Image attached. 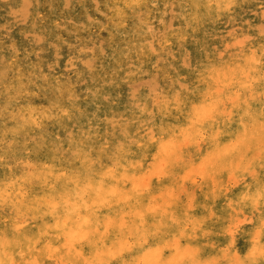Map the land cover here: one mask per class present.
I'll list each match as a JSON object with an SVG mask.
<instances>
[{"label": "rangeland", "instance_id": "obj_1", "mask_svg": "<svg viewBox=\"0 0 264 264\" xmlns=\"http://www.w3.org/2000/svg\"><path fill=\"white\" fill-rule=\"evenodd\" d=\"M79 1H81V2H79ZM117 1H119V0H100V1L99 0H76V1H74V0H57V1L56 0H53V1H51V0H0V43H1L0 44V80H1L0 81V135H1L0 136V144H3V148L0 147V158H1L0 159V170L2 172V174L0 173V181L6 173L5 169L7 167L8 159L10 157L14 158L17 161L20 159H25V158L26 159L33 158L35 161H37V163L38 162H39V164L42 163L41 164L42 166H43V164H44V166L49 165V168L52 166L53 168L51 167V169L52 170L55 169L56 170V171L54 170L55 172H60L61 170H67L68 174L75 173V175L79 177L81 182L87 181V175H89V176L91 175L90 178L88 176V180L94 179L97 176L98 172L100 171V169H101L100 166H101V164H103V162H105V163L111 162L112 165L114 167H116L118 164L117 163L118 153L124 149H126L128 151L129 156L131 155L130 157L133 160H136V162L138 161V163L141 164L137 171L144 169L145 165L147 164V160L145 159L144 152H142L141 148L138 146L139 143L143 142V140H144V142L151 141L155 138L156 135L164 134V132L161 130H164L167 125H169L171 123L174 124V122H175L174 115H171V117H170L166 114L163 115L160 113V110L163 108L162 105H164L162 103H164L166 101V94H165V89H164L166 86V83L164 84L163 81L160 80L163 73L164 72H168L169 74L171 73L170 74L171 78L169 80V87H168L170 90L172 89L170 97L175 98V99H179V97L180 98L184 97V101H186L188 99L187 96L188 95L191 96L194 93L191 82L195 77H197V75L199 74L200 71H202L204 69H210V68L214 67L215 65L221 66V67L224 66L228 60L233 59L235 56H240L237 54L242 53L244 51V46L247 47V44L249 42L255 41L254 40L255 37L251 33H247V34L245 33L246 30L253 29V27H254V29L259 33V38H262V37L264 38V35H263L264 34V0H252L250 3H246L244 8L238 11L237 15H235V16L234 15H223L221 17H216L214 19H211L210 23L206 27L201 28L202 31L199 30L198 32H194V34L193 33L188 34L186 41L185 40L177 41L175 39H172V42H171L172 44L170 46H167V47L163 48L162 50H160L159 46L156 44L157 37H155L154 40L152 41V39H153L152 36L154 34L153 30L156 27L164 24L163 19L167 18L166 14L163 13V11L165 9L168 8L171 11L168 14V16H169V19L167 22L169 24V25H167L168 26V33H171V32L178 30L180 28L179 24L175 25L174 21H175V19L180 20L181 14L174 12L173 3L171 2L169 4V6H171V8L169 6L164 5L160 0L151 1L150 2L151 4H148L147 7H144L143 5L142 6L135 5L136 7L135 6L130 7L126 13H124L125 11L120 10L123 14L118 15V16L124 15V17L122 16V17L117 18V17H113L112 10L108 9L109 6H111L113 3L117 2ZM28 2H29V5H27ZM82 2H84V3H82ZM49 3H50V5H49ZM182 3L183 2L177 3V5L181 6ZM18 5H20V6H18ZM59 5H60V7H59ZM79 5H81L82 7ZM255 5H258V8H256ZM7 6H9V7H7ZM34 7H36V8H34ZM64 7H65V9H64ZM249 7H251V8H249ZM32 9L33 10L35 9V10L33 11ZM84 13H86L87 16ZM127 13H130V14H127ZM38 14L41 17H39ZM127 15H128V17H127ZM131 16L133 17V19ZM247 16H249V17H247ZM260 16H261V18H260ZM64 17H65V19H64ZM72 18H74V19H72ZM253 20L254 21L256 20V24H254ZM116 21H118V22H116ZM127 21H128V23H127ZM11 22H13V23H11ZM97 24H98V26H97ZM138 24H139V26H138ZM124 25L126 27H124ZM137 26L140 28H138ZM85 27H86V29H85ZM216 28H218V29L220 28V30H218ZM36 29L38 32H36ZM138 29H140V30H138ZM123 30H125V31H123ZM215 30L217 32H215ZM242 31L244 33L241 34ZM112 32H114V34ZM205 32H207V33H205ZM136 33H137V35H136ZM109 34H111V35H109ZM112 34H113V36H112ZM126 34H129L130 36L126 35ZM93 35H94V37H93ZM118 35H119V38H118ZM127 36L129 37V39L127 38ZM196 36H198V38ZM55 37H58V38H55ZM131 37L133 40L131 39ZM143 38H144V40H143ZM105 39L112 40L111 44L107 45L105 42ZM238 39H240V40H238ZM241 40H242V42H241ZM133 41H135V42H133ZM236 41H239V44ZM13 44H14V46H13ZM143 44H145V45H143ZM203 44H206V45H203ZM189 45H191V46H189ZM136 46L140 49H138ZM204 46L205 47L208 46V47L205 48ZM104 47H106V48H104ZM30 48H32V49H30ZM33 48H35V49L33 50ZM42 48H45V49H42ZM181 49H183V50H181ZM175 51H177V52H175ZM180 51H182V53ZM48 52H50L51 54ZM59 52H60V54H59ZM76 52H77V54H76ZM205 52L208 55H206ZM208 52H210V54ZM142 53L147 54L148 56L143 57ZM76 55H80V56L85 55V56H83L81 58H79V57L76 58ZM98 55H99V57H98ZM204 55H206V56H204ZM16 58L18 61L16 60ZM210 58L213 59L214 61L210 62ZM103 60H105V61H103ZM172 60H173V62H172ZM37 61L39 62V64L37 63ZM11 62H13V63H11ZM29 62H31V63H29ZM32 62H33V64H32ZM72 63H75V64H72ZM98 63L100 65H98ZM197 63H198V65H197ZM121 64L123 65V67ZM131 64H133V65H131ZM163 64H164V66H163ZM166 64H168V65H166ZM173 64L175 67L173 66ZM15 65L17 68L15 67ZM23 65H25V66H23ZM11 66L12 67L14 66V67L12 68ZM133 66H134V68H132ZM148 66H149V68H148ZM163 67L165 69L166 68L167 69L165 70V69H163ZM101 69H102V72H101ZM179 69H181L182 71H180ZM170 71H172V72H170ZM174 71H176V72H174ZM99 72H100V74H99ZM124 72H125V74H124ZM128 72H129V74H128ZM25 73H26V75H25ZM78 74H80V75H78ZM126 74H128L130 76H128ZM12 75H13V77H11ZM89 76H90V78H89ZM139 76H141V77H139ZM17 77H18V79H16ZM82 77H83V79H82ZM123 78H126V79L123 80ZM47 79H49V80H47ZM8 80H10V81H8ZM13 80H15V81H13ZM100 80H101V82H100ZM61 81L63 83H61ZM91 81H93V82H91ZM65 82H67V84ZM140 82H143V83H140ZM73 83L77 84V90L72 91L69 89V87ZM68 85H69V87H68ZM136 85H138V86H136ZM108 87H109V89H108ZM23 88H26V90H22ZM80 88H82L81 91H79ZM54 90H56V91H54ZM111 91H112V93H111ZM180 91H182L181 92L182 94L180 93ZM29 93H31V94H29ZM63 93H65V94H63ZM129 93H130V95H129ZM257 93H258L257 99H260L263 101L264 100V96H263L264 93H260V91H258ZM216 94H218L220 96L223 95L224 99L221 102H222L223 113H225L224 117L227 121L232 123L231 108H230L231 106L230 105H233L237 100L232 101L231 97H228L229 92H227L225 89H223L220 86H216ZM183 95H185V96H183ZM21 96H23V97L26 96V97L23 98ZM140 96H142V98ZM130 100H131V102H130ZM2 101L4 103H2ZM10 102H11V104H10ZM17 102H18V104H17ZM231 102H233V103H231ZM29 103L36 105V106L44 105V106H48V107L65 103V105L68 108L70 106H72V107L69 108L70 109L69 114L62 116V118L60 116L56 117L53 115V117H52V115H50L48 117V120L45 122V124L42 127H37V128H32V126H30L29 124L24 123V122H23L24 123L23 124L22 121L17 119L18 117L15 115V113L12 114V117L5 118L6 112H7L6 110L12 111V110H14V108H16L19 105L29 104ZM71 103H72V105H70ZM12 106H14V107H12ZM136 107H138V108H136ZM112 113H113V115H112ZM69 115H71V116H69ZM151 115L154 116V120H153V117ZM150 116L152 119L150 118ZM143 118H144V120H143ZM8 120H9V122H8ZM160 120H162V121H160ZM221 122H223V119ZM109 123H111V124H109ZM141 123H143V124H141ZM218 123H220V121L215 122V124H218ZM93 125H95V126H93ZM161 126L162 127L165 126V127L161 128ZM237 126H240L241 128H243V130H245V127H244L242 122H240V124ZM6 127L8 128V130L6 129ZM13 127L15 130L13 129ZM39 128H40V130H39ZM42 128L44 129L45 132L43 131ZM219 128H220V126L216 127L215 131H217V134H220ZM119 131H120V133H119ZM104 132H106V135ZM70 133H72V134H70ZM144 135L145 136L149 135V136H148V138H145ZM25 136H27L28 138ZM43 136H45L44 137L45 139L43 138ZM135 138H137V139H135ZM11 139H13V140H11ZM133 139L135 140V142ZM30 141H32V142H30ZM50 142H52V144ZM114 145H115V147H113ZM51 146H53V147H51ZM61 147H62V149H61ZM116 147H117V149H116ZM65 149H67V150H65ZM72 149H73V151H72ZM55 150H56V152H55ZM203 150H204V147H203L202 143L200 141H197L194 146H192L190 149L187 150V152H184L185 154L182 155L184 163L183 162H182L183 164H181V162L177 163L175 167H178V168L175 171H172V170L169 171L168 168H163V170H162V172L165 173L164 174L165 177H164L162 184L165 183V185H167L168 187L171 186L170 188H168V191L169 192L171 191L172 193H170L168 195L171 196V194H174V193L177 194L178 195V201H179L178 203H179V207H180L179 212L171 215L170 219L166 218V216H163V214L158 216V218L155 219L157 226L152 227L149 230L150 231V233H149V231H146L147 222H146L144 217H141V218L137 219V223H136L137 225H135L136 230L134 229V231H132V230H128L126 228H119L117 231H120V233L117 234V236H116V234H110L109 235V232H105L107 229L106 222H108L110 220V218H112V216H114V215L117 216L118 221H120V219L122 221L123 220V213L126 211V207L129 203H131V201L125 200L124 202L118 204L120 206H116V207L112 208L113 210L110 208H108L110 210L104 209V208H99V210L97 209L95 211L96 213L94 215V220H95L94 222L92 220L93 218H90V220H88L89 218H87V213L77 211V213L79 215L76 213V215L74 216V219L76 221L77 230L78 231L81 230V231L80 232L77 231V232H75V234H79L78 239L81 238L80 243L84 239L83 233H82V231H83L82 228H84V226L85 227L86 226L91 227V225H92V228L94 229L95 227H93V226L96 224L95 230H100V231L102 230V231H104V233L101 231L103 236L100 238L102 240L100 241V244H97V243H96V245L94 244V249L96 251L93 249V251H91V253L95 251L94 252L95 254L100 252L97 254L99 256H103L104 254H105V256L108 254L114 255V256L108 255L106 260H105L106 262H103V264H106V263L107 264H131V263L132 264H144V262L147 261L148 259H149V262L147 261L148 264H157V263L161 264L160 258L163 255L167 256L168 254H170L172 252L171 249L174 246L173 243H175L174 240H172V239L174 237L178 236L177 238H179V239L176 238L175 241L178 243L180 240L184 243L186 241L183 238V234L185 232V233H187V235L190 234L189 236H187V239H188L187 241H189V239L191 240L195 235H197V234L199 235L200 239H198L197 241H198V245L201 244V245H199L200 246L199 248H200V254H201L200 257L201 258L203 257L202 259H207V258L213 257V258H215L213 260H215V261L217 260L218 264H222V263L223 264L224 263L225 264H233V262H235V264H240V263L241 264H247V263L264 264V259H256L255 258V255L261 254V252L259 250V243H264V238H261V236L259 234V229H260L262 223H264V215H263L264 214V206L261 205L262 201L261 200H255L254 205L251 206L243 200H241V203L240 202L238 203V200H231L230 199L232 195L234 196V192L236 195L243 196V194L251 191L254 188L255 183L257 181V179H255V177H258V175H259L258 180H261L262 182L260 181V183L264 184V179H263L264 178V160H263L264 158L263 157L261 158V155L259 154V152H256V154L254 155V161L253 162L246 163L245 159L242 158L243 160L240 163V166L242 164V165H244V167H246V168H243L244 172L236 173L234 171H231V172L229 171V172L222 174L223 177L220 176V178H219L221 181V184L216 186V190L214 191L215 182H216V181L214 182V180L216 179V175H218L217 172H212L213 174L209 173L207 175L208 177L212 178L211 184H210L211 188L210 187L207 188L204 185V183H202L201 176H200L202 169L199 168V166L196 169V175L197 176L194 180H189V179L183 177V173H182V172H184L183 170H185L189 166H192L193 160L200 157ZM17 151H20L19 154ZM59 151H61V153ZM85 153H86V155H85ZM82 154H84V156ZM80 155H82V156H80ZM193 155H194V157H193ZM87 156L91 158V162L89 161L91 166H89V163L87 162V159H86ZM82 158H83V160H82ZM95 158L96 159L98 158V159L96 160ZM92 159H94V160H92ZM143 161H144V163H143ZM85 162L88 163L89 168H88V166H85L86 165ZM256 162H257V165H256ZM124 163H126L125 160H124ZM1 164L4 165L3 168L1 166ZM184 164L187 166H185ZM64 167H66V168H64ZM162 172H161V174H163ZM170 173H172V174H170ZM82 175H83V178H82ZM209 175H211V176H209ZM166 176H168V179ZM181 178L183 180H181ZM222 180L225 183L224 182L222 183ZM55 181H56V184H55V187H53L54 190L52 188L51 189L50 188H44V189L42 188V190H41L40 184H37L38 186L36 185L34 187L32 196L37 198L38 204H36V206L34 203V199L31 198L32 196L27 198V199L21 200V202L19 204H15V205H4L0 202V218H1L0 219V222H1L0 223V242H1L0 243V258L1 257H2L1 259L4 258L3 260L5 261V264H22V263L24 264L25 262H26L25 264H63V263L64 264H81V263L82 264H93V262L91 261L92 258H90L91 259L90 260L87 257L88 254H91L90 252H87V251L84 252L82 250L79 251V248L76 244H72V243L69 244V242H72L71 240L65 238V241H66L65 242L64 238L60 237L57 232H54V230L49 231L47 229V227H49V225L53 222L56 223L55 225L59 224V225L65 227L67 225V219H68V217H67L68 212H67V209H65L66 200H62L60 198H59V200L61 201L60 205H59L60 207L54 208V209L50 208L52 211V214H51V211L49 210V205L53 199L51 196L60 197L62 195L61 192L63 193V191H65L64 192L65 194H68V193L71 194L72 193V195L75 194V195H73L74 197L78 196L77 195L78 194L77 193L78 187H76L74 184H72L70 186V182L66 183V182H63L60 180H55ZM157 181H159V178H156V177L153 178V183H154L153 186L154 187L151 186V190L153 192L152 191H150V192L156 193V194L162 192L163 189H159L157 187V185H158V184H156ZM61 182H63V183L61 184ZM169 182H171V183H169ZM198 182L202 183V185ZM196 183H198V185H196ZM31 184H33V185H31ZM35 184H36V182L33 179H30L27 186L28 187L34 186ZM179 184L183 185V186L181 187ZM245 184H247V185L249 184V187L247 189H243V187H244L243 185H245ZM110 185H113V184H110ZM195 185H196V187L198 186L197 187L198 189L196 187H194ZM199 185L201 186V188ZM72 187H73V190H72ZM111 187H113V186H111ZM229 187H231V188H229ZM49 189H50V191H49ZM66 189H67V192H66ZM180 189H181V192H180ZM227 189H230V190H227ZM205 190H206V192H205ZM208 190L214 191L213 192L214 195H212L214 197L211 196V200H209V201L205 200V198H204V194L207 193ZM253 190L255 191V189H253ZM39 191H41V192H39ZM43 191H44L45 199L47 198L48 203H46L47 201L43 197V193H42ZM187 191H190V192H187ZM238 191H240L241 193ZM178 192H180V193H178ZM46 193L47 194L49 193V196L50 195L51 196L47 197ZM189 193L191 194L193 199L190 201H187V196H189L188 195ZM192 194H194V196ZM183 195H185V197ZM40 197L41 198L43 197V199L39 200ZM151 200L152 199H150V197L147 199V202L145 205V207H146L145 210L147 212H148V209H149V211L153 209L154 203ZM127 201H128V203H127ZM32 202L34 204H32ZM185 203H188V204H187V207L184 206L185 207L184 208L183 205H185ZM194 203L199 204V206L196 209L194 208ZM202 203H204L205 206ZM29 204H31V205H29ZM45 205H47V206L44 207ZM62 205H63V207H62ZM149 205H150V207H149ZM33 206H34V208H33ZM23 208L25 210L28 209L27 212L21 213V210ZM150 208H152V209H150ZM181 209H182V211H180ZM35 210H37L38 212ZM114 210H116V211H114ZM209 210H211V212ZM213 210H215V211H213ZM225 211H226V214H224ZM28 212H29V214H28ZM58 212H59V214H58ZM61 212H64V214L63 213L61 214ZM213 212H214V214H213ZM222 212H224V213H222ZM250 212H251V214H250ZM17 213H19V214H17ZM37 213H39V214H37ZM56 213H57V215H56ZM196 213L199 215H197ZM9 214H11V215H9ZM30 214L31 215L33 214V215L31 216ZM34 214H36V215L33 218ZM120 214H122V215H120ZM183 214H184V216H186V215L187 216L184 217ZM189 214L192 215L193 219L195 217L202 218L201 222H204L206 224V231H207L206 233L200 232V234H199V230L201 229L200 228L201 225H199V224L195 225L196 228L194 227V225L192 226L191 223H192L193 219H191L192 217ZM7 215H9V216H7ZM77 215H78V217H77ZM98 215L100 218L98 217ZM179 215H182V216L178 217ZM200 215H202V216H200ZM106 216L107 217L109 216L108 217L109 219H107ZM42 217H44V219ZM84 217L87 219L86 220L83 219ZM203 217H204V220H203ZM232 217L235 219H233ZM241 217L245 221H242ZM60 218H61V220H60ZM63 218H65L66 221L62 222L64 220ZM174 218L176 219V221ZM227 218H228V220H227ZM249 218H251V219L248 221ZM14 219L16 221L12 222ZM101 219L102 220L104 219V220L102 221ZM163 219H165V220H163ZM189 219H191V220H189ZM39 220L40 221L44 220V221L40 222ZM160 220H163V221H160ZM230 220H231V222H230ZM237 220H238V222L240 220L241 223L240 222L237 223L236 222ZM83 221H84V223H83ZM144 221H145V223H144ZM232 221L236 226H234ZM4 222L6 225H4ZM162 222H163V224H162ZM184 222H185V224H184ZM139 223H141V226ZM228 223L231 225H229ZM20 224L27 225L25 228V231H26L24 234L25 236L23 238H20L18 233L15 232L16 231L15 229H17V225H20ZM79 224H81V225H79ZM119 224H121V223H119ZM180 224H182V225H180ZM103 225L106 226L105 227L106 229L104 228ZM226 225H228V226H226ZM11 226H13V227H11ZM145 226H146V229H144ZM223 226L226 228H224ZM43 228L45 231L41 230ZM176 228L179 229V231ZM190 228H191V230H190L191 232L189 230H187ZM141 229L144 232L141 231ZM224 229H226V230H224ZM229 229L231 231H228ZM254 229H255V231H254ZM174 230H176V231H174ZM192 230H195V231H192ZM139 232L145 233V236H143L144 235L143 233L139 234ZM178 232H179V234H178ZM39 233H40V235H38ZM116 233H118V232H116ZM128 233H130L131 235L130 234L128 235ZM191 233H192V235H191ZM46 234H48V235H46ZM137 234L140 236L142 235V236L141 237L139 236L140 238L139 237L137 238L136 237V236H138ZM180 234H181L182 238H180L181 237ZM37 235H38V237H37ZM163 235H165V236L163 237ZM3 236H4V238L2 239ZM32 236H34V237H32ZM49 236H51V238ZM53 237H56V238H53ZM134 237L136 239H134ZM34 238L35 239L37 238L36 239L37 241ZM160 238H162L161 243L163 244V247L165 249L164 250L163 247L157 248L159 250H162V251H160L161 254L159 252H155V251H158L157 249L153 250L159 244ZM14 239L16 241L17 240L18 241L16 242ZM53 239H55L54 242H53ZM57 239H59V240H57ZM115 239L116 240L119 239V240L116 241L117 242L115 245L116 249L114 250L113 246H111V243ZM252 239H255V240H252ZM11 240H14V241H11ZM22 240L24 242H22ZM110 240H111V242H110ZM142 240H143V243H142ZM144 240H145V242H144ZM168 240H170V243L167 242ZM205 240H206V242H205ZM39 241H40V243H39ZM57 241H59V242H57ZM258 241H259V243H258ZM122 242H123V244L121 245ZM15 243H16V245H15ZM47 243H48V246H47ZM55 243L59 245V248H65V250H67L68 248L70 249V250L68 249L66 251V254L68 252L67 255L70 257V259L72 261L68 260L69 261L68 262V261L64 260V258L62 259V257H60V256L57 258H55L54 256H51V254H50L51 250L49 251V249H51V246ZM126 243L129 245H127ZM139 243H141V244H139ZM150 243H152L153 245L152 244L150 245ZM165 243L167 245H165ZM25 244H28L27 247L25 246ZM49 244H51V245H49ZM142 244L144 246H142ZM231 244H233V245H231ZM125 245L128 246L129 248L127 249L125 247ZM72 246L78 251L79 254L74 253L77 251ZM252 246H256V249H255V247L253 248ZM13 247H14V249H13ZM34 247H37V248H34ZM150 248H152L151 251H150ZM223 248H224V250H222ZM254 249H255V251H254ZM40 250H42V251L40 252ZM73 250H75V251L73 252ZM109 250H111V253H109L110 252ZM112 250L114 251V253L112 252ZM48 251L50 253H48ZM106 251L107 252L109 251L108 254ZM144 251L146 252L144 254V256L146 255L145 259L143 258L144 256L141 255L144 253ZM1 252H3V253H1ZM6 252L10 256H8ZM257 252H258V254H257ZM22 253H23V255H22ZM101 253H104V254H101ZM226 253H228L229 255ZM235 253H237V255L239 254V256H237ZM71 254H73L74 256ZM234 254L237 256L238 259L236 258V256ZM251 254H253V255H251ZM158 255H160V256H158ZM11 257L13 259H11ZM89 257H90V255H89ZM94 257H96V255H94ZM110 257H112V258H110ZM138 257H139V259H138ZM53 258H55V259H53ZM75 258L77 261L73 260ZM155 258L156 259L158 258V259L156 260ZM251 258H252V260H251ZM153 260H156L157 263H156V261L154 262ZM134 261H136V262H134ZM250 261H252V262H250ZM147 263L145 262V264H147ZM94 264H97V263L94 262Z\"/></svg>", "mask_w": 264, "mask_h": 264}, {"label": "bare ground", "instance_id": "obj_2", "mask_svg": "<svg viewBox=\"0 0 264 264\" xmlns=\"http://www.w3.org/2000/svg\"><path fill=\"white\" fill-rule=\"evenodd\" d=\"M53 1V0H51ZM57 1V0H56ZM76 1V0H74ZM100 1V0H99ZM151 1H158V0H119L115 3H113L111 6H109L108 9L112 10V15L113 17H124V15L122 16H118L123 14L120 10L125 11L124 13H126L128 11V9L132 6H144L147 7L148 4H151ZM164 5L169 6V4L172 2L173 3V8H174V12L175 13H180L181 14V18L180 20L175 19L174 23L175 25L179 24V29L175 30L171 33H168V26L169 25L168 19H169V12L170 9H165L163 11V13L166 14L167 18L163 19V23L161 26L156 27L153 32V39L154 40L155 37H157L156 40V44L159 46V49L162 50L163 48L170 46L172 43V39H175L177 41H186L187 35L188 34H194V32H198L199 30H201L202 27H206L211 19H214L216 17H221L223 15H237L238 11L243 9L246 3H250L252 0H160ZM55 2V1H54ZM73 2V1H72ZM81 2V1H79ZM113 2V1H112ZM181 3L180 5H177V3ZM255 2V1H254ZM263 2V1H262ZM34 3V2H33ZM44 3V2H43ZM63 3V2H62ZM75 3V2H74ZM84 3V2H82ZM258 3V2H257ZM36 4V3H35ZM34 4V5H35ZM55 4V3H54ZM27 5H29V2L27 3ZM45 5V4H44ZM50 5V3H49ZM172 5V4H171ZM6 6V5H5ZM20 6V5H18ZM37 6V5H36ZM48 6V5H47ZM73 6V5H72ZM81 6V5H79ZM87 6V5H86ZM159 6V5H158ZM157 6V7H158ZM9 7V6H7ZM32 7V6H31ZM43 7V6H42ZM49 7V6H48ZM60 7V5H59ZM82 7V6H81ZM136 7V6H135ZM171 8V6H169ZM254 7V6H253ZM256 8H258V5H255ZM262 7V6H261ZM16 8V7H15ZM36 8V7H34ZM92 8V7H91ZM247 8V7H246ZM251 8V7H249ZM65 9V7H64ZM73 9V8H72ZM159 9V8H158ZM33 10V9H32ZM35 10V9H34ZM33 10V11H34ZM31 11V10H30ZM94 11V10H93ZM105 11V10H104ZM108 11V10H107ZM149 11V10H148ZM261 12V11H260ZM259 12V13H260ZM149 13V12H148ZM31 14V13H30ZM68 14V13H67ZM86 15V13H84ZM130 14V13H127ZM20 15V14H19ZM100 15V14H99ZM30 16V15H29ZM32 16V15H31ZM39 16V14H38ZM87 16V15H86ZM143 16V15H142ZM154 16V15H153ZM41 17V16H39ZM56 17V16H55ZM110 17V16H109ZM128 17V15H127ZM130 17V16H129ZM132 17V16H131ZM151 17V16H150ZM175 17V16H174ZM238 17V16H237ZM249 17V16H247ZM57 18V17H56ZM80 18V17H79ZM102 18V17H101ZM135 18V17H134ZM231 18V17H230ZM252 18V17H251ZM261 18V16H260ZM259 18V19H260ZM38 19V18H37ZM60 19V18H59ZM65 19V17H64ZM71 19V18H70ZM74 19V18H72ZM100 19V18H99ZM104 19V18H103ZM133 19V17H132ZM7 20V19H6ZM11 20V19H10ZM69 20V19H68ZM82 20V19H81ZM115 20V19H114ZM119 20V19H118ZM123 20V19H122ZM130 20V19H129ZM230 20V19H229ZM5 21V20H4ZM24 21V20H23ZM22 21V22H23ZM33 21V20H32ZM31 21V22H32ZM66 21V20H65ZM120 21V20H119ZM135 21V20H134ZM133 21V22H134ZM254 21V20H253ZM36 22V21H35ZM95 22V21H94ZM107 22V21H106ZM118 22V21H116ZM230 22V21H229ZM245 22V21H244ZM13 23V22H11ZM16 23V22H15ZM105 23V22H104ZM128 23V21H127ZM138 23V22H137ZM6 24V23H5ZM84 24V23H83ZM88 24V23H87ZM136 24V23H135ZM229 24V23H228ZM254 24H256V20L254 21ZM65 25V24H64ZM76 25V24H75ZM79 25V24H78ZM90 25V24H89ZM114 25V24H113ZM158 25V24H157ZM223 25V24H222ZM67 26V25H66ZM86 26V25H85ZM98 26V24H97ZM106 26V25H105ZM104 26V27H105ZM118 26V25H117ZM130 26V25H129ZM128 26V27H129ZM139 26V24H138ZM137 26V27H138ZM142 26V25H141ZM215 26V25H214ZM224 26V25H223ZM256 26V25H255ZM58 27V26H57ZM68 27V26H67ZM75 27V26H74ZM109 27V26H108ZM121 27V26H120ZM124 27H126L124 25ZM135 27V26H134ZM136 27V28H137ZM155 27V26H154ZM257 27V26H256ZM7 28V27H6ZM56 28V27H55ZM54 28V29H55ZM79 28V27H78ZM97 28V27H96ZM110 28V27H109ZM119 28V27H118ZM117 28V29H118ZM133 28V27H132ZM135 28V29H136ZM140 28V27H138ZM176 28V27H175ZM178 28V27H177ZM215 28V27H214ZM246 28V27H245ZM244 28V29H245ZM258 28V27H257ZM86 29V27H85ZM130 29V28H129ZM218 29V28H216ZM32 30V29H31ZM74 30V29H73ZM88 30V29H87ZM107 30V29H106ZM114 30V29H113ZM131 30V29H130ZM140 30V29H138ZM220 30V28L218 29ZM30 31V30H29ZM71 31V30H70ZM69 31V32H70ZM77 31V30H76ZM81 31V30H80ZM118 31V30H117ZM121 31V30H120ZM125 31V30H123ZM122 31V32H123ZM132 31V30H131ZM135 31V30H134ZM144 31V30H143ZM202 31V30H201ZM36 32L37 29H36ZM78 32V31H77ZM88 32V31H87ZM92 32V31H91ZM98 32V31H97ZM215 32H217L215 30ZM224 32V31H223ZM60 33V32H59ZM109 33V32H108ZM114 34V32H112ZM116 33V32H115ZM125 33V32H124ZM132 33V32H131ZM147 33V32H146ZM207 33V32H205ZM212 33V32H211ZM227 33V32H226ZM244 33L243 31L241 32V34ZM245 33H251L254 37H255V41L249 42L247 44V47H245L244 45V51L242 53H239L237 55L240 56H235L233 59H230L227 61V63L224 66H217L215 65L214 67L210 68V69H204L202 71L199 72V74L197 75V77H195L192 82L191 85L193 87V94L191 96H187V100L184 101V97H179V99H175V98H171V90L168 88L169 87V80H170V74L168 72H164L162 77L160 78L161 81H163V83H166L165 86V94H166V101L162 104L163 108L160 110L161 114H166L168 116L171 117V115H174L175 118V122L174 124H169L166 126V128L164 130H161L164 132V134H158L155 136V138L152 139L151 141H147V142H141L139 143V147L141 148L142 152H144L145 154V159L147 160V164L145 165V168L137 171L138 168L140 167V163H138V161L136 162V160H133L130 156L129 153L126 149L120 151L118 153V157H117V166L114 167L112 165L111 162H103V164H101V169L98 172L97 176L92 179V180H88V176L87 175V181L86 182H81V180L79 179L78 176L75 175V173L73 174H68L67 170H61L60 172H55L54 170L51 169V167L49 168V165L47 166H43L41 165L42 163L39 164V162L37 163V161H35L33 158L31 159H20V160H15L14 158L10 157L8 159V163H7V167H6V173L3 176V178L0 181V202L4 205H15V204H19L21 202V200L23 199H27L29 197H31L33 195V189L37 184H40L41 190L42 188H52L55 187L56 181L55 180H60L63 182H70V186L72 184H74L76 187H78V191H77V195L76 197H74L72 193L71 194H65L63 191V193L61 192V196L60 197H53L51 196L53 199L49 205V210L51 211L50 208L54 209V208H58L60 207V199L62 200H66V206L65 209H67L68 212V219H67V225L61 226L59 224L55 225L56 223L53 222L49 225V227H47V229L50 231L54 230V232H57L58 235L62 238H65L71 240L72 244H76L79 248V251H87L90 252L93 251L94 249V244H100V241L102 240L100 237H102V233L100 230H95L96 228V224L93 226L95 227L94 229L90 226H84V228H82V233H83V241L80 243V239H78L79 234H75V232H77V226H76V221L74 219V216L76 215L77 211H81V212H85L87 213V218H89L88 220H90V218H93V222L94 220V215H95V211L99 208H104V209H112L116 206H120L118 204L124 202L125 200H129L131 201V203H129L126 207V211L123 213V220L118 221L117 216L114 215L112 216V218H110V220L108 222H106V226L107 229L105 228L106 226H104V228L106 229L105 232H109L110 234H119L120 231H117L119 228H126L128 230H132L134 231L135 225H137V219L144 217L146 222H147V229L146 226L144 227V229H146V231H149L152 227L157 226V223L155 221L156 218H158V216L162 215L166 216V218L170 219V216L173 215L174 213L176 214L177 212H179V201H178V195L177 194H170L172 193L171 191H168V187L167 185L162 184L164 177H165V173L162 172L163 168H168V170H172L175 171L178 167H175L177 163L183 164V154H185L184 152H187L188 149H190L192 146H194L196 144L197 141H200L204 147V150L201 154L200 157L196 158L195 160H193V164L192 166L187 167L185 170H183V177L189 179V180H194L196 178V169L199 166V168L202 169V172L200 174L201 176V180L202 183H204V185L207 188H211L210 184H211V177H208L207 175L209 173L213 174L212 172H217L218 175H216V179L214 180L215 182V189L216 190V186L221 184L220 181V176H222V174L226 173V172H231L234 171L236 173H242L244 172L243 168L244 165L240 163L242 162V158L245 159L246 163L249 162H253L254 161V155L256 154V152H259V154L261 155V158H264V100H260L257 99L258 97V91H260V93H264V38H259V33L254 29H250V30H246ZM89 34V33H88ZM98 34V33H97ZM112 34V36H113ZM118 34V33H117ZM142 34V33H141ZM209 34V33H208ZM220 34V33H219ZM70 35V34H69ZM72 35V34H71ZM111 35V34H109ZM129 35V34H126ZM137 35V33H136ZM140 35V34H139ZM223 35V34H222ZM221 35V36H222ZM264 35V34H263ZM30 36V35H29ZM59 36V35H58ZM85 36V35H84ZM92 36V35H91ZM116 36V35H115ZM130 36V35H129ZM147 36V35H146ZM209 36V35H208ZM48 37V36H47ZM94 37V35H93ZM137 37V36H136ZM198 38V36H196ZM205 37V36H204ZM245 37V36H244ZM250 37V36H249ZM58 38V37H55ZM83 38V37H82ZM119 38V35H118ZM127 38L129 39V37L127 36ZM138 38V37H137ZM189 38V37H188ZM61 39V38H60ZM68 39V38H67ZM70 39V38H69ZM114 39V38H113ZM127 39V40H128ZM132 39V37H131ZM146 39V38H145ZM217 39V38H216ZM242 39V38H241ZM33 40V39H32ZM43 40V39H42ZM126 40V41H127ZM133 40V39H132ZM144 40V38H143ZM212 40V39H211ZM220 40V39H219ZM240 40V39H238ZM62 41V40H61ZM110 39H105V42L107 45L111 44ZM43 42V41H42ZM89 42V41H88ZM97 42V41H96ZM100 42V41H99ZM116 42V41H115ZM135 42V41H133ZM239 44V41H236ZM242 42V40H241ZM5 43V42H4ZM8 43V42H7ZM15 43V42H14ZM48 43V42H47ZM50 43V42H49ZM59 43V42H58ZM90 43V42H89ZM148 43V42H147ZM1 44V43H0ZM12 44V43H11ZM63 44V43H62ZM72 44V43H71ZM178 44V43H177ZM241 44V43H240ZM106 45V46H107ZM125 45V44H124ZM145 45V44H143ZM195 45V44H194ZM206 45V44H203ZM226 45V44H225ZM2 46V45H1ZM14 46V44H13ZM85 46V45H84ZM191 46V45H189ZM33 47V46H32ZM59 47V46H58ZM63 47V46H62ZM61 47V48H62ZM67 47V46H66ZM137 47V46H136ZM187 47V46H186ZM200 47V46H199ZM205 47V46H204ZM208 47V46H206ZM205 47V48H206ZM15 48V47H14ZM40 48V47H39ZM46 48V47H45ZM42 48V49H45ZM74 48V47H73ZM76 48V47H75ZM106 48V47H104ZM115 48V47H114ZM138 48V47H137ZM173 48V47H172ZM11 49V48H10ZM32 49V48H30ZM35 48H33L34 50ZM37 49V48H36ZM41 49V48H40ZM52 49V48H51ZM130 49V48H129ZM132 49V48H131ZM140 49V48H138ZM137 49V50H138ZM178 49V48H177ZM195 49V48H194ZM232 49V48H231ZM28 50V49H27ZM39 50V49H38ZM49 50V49H48ZM76 50V49H75ZM98 50V49H97ZM116 50V49H115ZM134 50V49H133ZM183 50V49H181ZM190 50V49H189ZM205 50V49H204ZM59 51V50H58ZM196 51V50H195ZM7 52V51H6ZM32 52V51H31ZM36 52V51H35ZM98 52V51H97ZM113 52V51H112ZM138 52V51H137ZM136 52V53H137ZM177 52V51H175ZM182 53V51H180ZM200 52V51H199ZM234 52V51H233ZM50 53V52H48ZM75 53V52H74ZM123 53V52H122ZM121 53V54H122ZM130 53V52H129ZM192 53V52H191ZM201 53V52H200ZM210 54V52H208ZM212 53V52H211ZM220 53V52H219ZM23 54V53H22ZM33 54V53H32ZM51 54V53H50ZM60 54V52H59ZM77 54V52H76ZM104 54V53H103ZM112 54V53H111ZM180 54V53H179ZM206 55H208L205 52ZM4 55V54H3ZM66 55V54H65ZM125 55V54H124ZM177 55V54H176ZM204 55V56H206ZM36 56V55H35ZM43 56V55H42ZM85 56V55H83ZM82 55H76V58H81L83 57ZM135 56V55H134ZM142 56L147 57V54L142 53ZM195 56V55H194ZM20 57V56H19ZM99 57V55H98ZM111 57V56H110ZM170 57V56H169ZM6 58V57H5ZM21 58V57H20ZM19 58V59H20ZM44 58V57H43ZM59 58V57H58ZM63 58V57H62ZM67 58V57H66ZM69 58V57H68ZM175 58V57H174ZM182 58V57H181ZM11 59V58H10ZM110 59V58H109ZM123 59V58H122ZM130 59V58H129ZM140 59V58H139ZM180 59V58H179ZM202 59V58H201ZM205 59V58H204ZM17 60V58H16ZM83 60V59H82ZM136 60V59H135ZM154 60V59H153ZM152 60V61H153ZM174 60V59H173ZM172 60V62H173ZM203 60V59H202ZM206 60V59H205ZM18 61V60H17ZM98 61V60H97ZM105 61V60H103ZM114 61V60H113ZM117 61V60H116ZM128 61V60H127ZM126 61V62H127ZM138 61V60H137ZM182 61V60H181ZM201 61V60H200ZM214 61L213 59L210 58V62ZM47 62V61H46ZM62 62V61H61ZM78 62V61H77ZM80 62V61H79ZM96 62V61H95ZM107 62V61H106ZM125 62V63H126ZM140 62V61H139ZM175 62V61H174ZM13 63V62H11ZM25 63V62H24ZM28 63V62H27ZM31 63V62H29ZM37 63L39 64V62L37 61ZM63 63V62H62ZM97 63V62H96ZM166 63V62H165ZM178 63V62H177ZM196 63V62H195ZM18 64V63H17ZM21 64V63H20ZM33 64V62H32ZM51 64V63H50ZM75 64V63H72ZM77 64V63H76ZM140 64V63H139ZM138 64V65H139ZM55 65V64H54ZM98 65H100L98 63ZM104 65V64H103ZM102 65V66H103ZM108 65V64H107ZM122 65V64H121ZM133 65V64H131ZM135 65V64H134ZM148 65V64H147ZM168 65V64H166ZM181 65V64H180ZM198 65V63H197ZM203 65V64H202ZM25 66V65H23ZM28 66V65H27ZM35 66V65H34ZM33 66V67H34ZM70 66V65H69ZM101 66V67H102ZM118 66V65H117ZM164 66V64H163ZM174 66V64H173ZM172 66V67H173ZM192 66V65H191ZM12 67V66H11ZM14 67V66H13ZM12 67V68H13ZM16 67V65H15ZM94 67V66H93ZM121 67V66H120ZM123 67V65H122ZM131 67V66H130ZM175 67V66H174ZM10 68V67H9ZM11 68V69H12ZM17 68V67H16ZM32 68V67H31ZM62 68V67H61ZM65 68V67H64ZM86 68V67H85ZM125 68V67H124ZM128 68V67H127ZM134 68V66L132 67ZM136 68V67H135ZM149 68V66H148ZM23 69V68H22ZM34 69V68H33ZM36 69V68H35ZM93 69V68H92ZM103 69V68H102ZM101 69V72H102ZM111 69V68H110ZM126 69V68H125ZM163 69H165L163 67ZM167 69V68H166ZM165 69V70H166ZM193 69V68H192ZM24 70V69H23ZM83 70V69H82ZM90 70V69H89ZM128 70V69H127ZM140 70V69H139ZM180 71H182L181 69H179ZM178 70V71H179ZM188 70V69H187ZM15 71V70H14ZM26 71V70H25ZM28 71V70H27ZM77 71V70H76ZM84 71V70H83ZM198 71V70H197ZM29 72V71H28ZM33 72V71H32ZM31 72V73H32ZM78 72V71H77ZM133 72V71H132ZM172 72V71H170ZM176 72V71H174ZM27 73V72H26ZM25 73V75H26ZM30 73V72H29ZM84 73V72H83ZM86 73V72H85ZM94 73V72H93ZM179 73V72H178ZM14 74V73H13ZM90 74V73H89ZM88 74V75H89ZM100 74V72H99ZM125 74V72H124ZM129 74V72H128ZM126 74V75H128ZM80 75V74H78ZM174 75V74H173ZM124 76V75H123ZM130 76V75H128ZM13 77V75L11 76ZM16 77V76H15ZM55 77V76H54ZM66 77V76H65ZM77 77V76H76ZM75 77V78H76ZM79 77V76H78ZM93 77V76H92ZM135 77V76H134ZM141 77V76H139ZM178 77V76H177ZM81 78V77H80ZM90 78V76H89ZM130 78V77H129ZM11 79V78H10ZM18 79V77L16 78ZM52 79V78H51ZM57 79V78H56ZM74 79V78H73ZM77 79V78H76ZM83 79V77H82ZM86 79V78H85ZM126 78H123V80ZM49 80V79H47ZM59 80V79H58ZM87 80V79H86ZM111 80V79H110ZM121 80V79H120ZM122 80V81H123ZM1 81V80H0ZM10 81V80H8ZM15 81V80H13ZM17 81V80H16ZM55 81V80H54ZM67 81V80H66ZM83 81V80H82ZM107 81V80H106ZM255 81V82H254ZM18 82V81H17ZM51 82V81H50ZM93 82V81H91ZM96 82V81H95ZM101 82V80H100ZM112 82V81H111ZM254 82V83H253ZM6 83V82H5ZM12 83V82H11ZM15 83V82H14ZM27 83V82H26ZM53 83V82H52ZM61 83H63L61 81ZM67 84V82H65ZM64 83V84H65ZM138 83V82H137ZM143 83V82H140ZM95 84V83H94ZM100 85V84H99ZM102 85V84H101ZM120 85V84H119ZM128 85V84H127ZM93 86V85H92ZM138 86V85H136ZM216 86H220L223 89H225L227 92H229L228 97H231L232 101L237 100L233 105H230L231 107V120L232 123H230L229 121H227L225 119V113H223L222 110V100L224 99L223 95L220 96L218 94H216ZM69 87V85H68ZM86 87V86H85ZM175 87V86H174ZM173 87V88H174ZM6 88V87H5ZM48 88V87H47ZM135 88V87H134ZM61 89V88H60ZM64 89V88H63ZM70 90L74 91L77 90V84L73 83L70 87ZM82 88H80L79 91H81ZM86 89V88H85ZM96 89V88H95ZM109 89V87H108ZM129 89V88H128ZM22 90H26V88H23ZM104 90V89H103ZM52 91V90H51ZM56 91V90H54ZM91 91V90H90ZM95 91V90H94ZM118 91V90H117ZM5 92V91H4ZM3 92V93H4ZM140 92V91H139ZM173 92V91H172ZM182 91H180L181 93ZM184 92V91H183ZM221 92V91H220ZM67 93V92H66ZM112 93V91H111ZM189 93V92H188ZM31 94V93H29ZM62 94V93H61ZM65 94V93H63ZM86 94V93H85ZM182 94V93H181ZM187 94V93H186ZM227 94V93H226ZM95 95V94H94ZM101 95V94H100ZM104 95V94H103ZM130 95V93H129ZM60 96V95H59ZM123 96V95H122ZM178 96V95H177ZM185 96V95H183ZM264 96V94H263ZM23 97V96H21ZM26 97V96H24ZM23 97V98H24ZM33 97V96H32ZM69 97V96H68ZM103 97V96H102ZM142 98V96H140ZM6 98V97H5ZM22 98V99H23ZM58 98V97H57ZM63 98V97H62ZM115 98V97H114ZM137 98V97H136ZM38 99V98H37ZM95 99V98H94ZM102 99V98H101ZM126 99V98H125ZM186 99V98H185ZM3 100V99H2ZM11 100V99H10ZM49 100V99H48ZM47 100V101H48ZM53 100V99H52ZM60 100V99H59ZM80 100V99H79ZM105 100V99H104ZM134 100V99H133ZM143 100V99H142ZM7 101V100H6ZM15 101V100H14ZM40 101V100H39ZM63 101V100H62ZM43 102V101H42ZM61 102V101H60ZM67 102V101H66ZM65 102V103H66ZM109 102V101H108ZM115 102V101H114ZM131 102V100H130ZM2 103H4L2 101ZM15 103V102H14ZM25 103V102H24ZM41 103V102H40ZM53 103V102H52ZM64 104H59V105H53V106H44V105H33L31 103L29 104H22L17 106L16 108H14V110L12 111H8L6 110V116L5 118H10L12 117V114L15 113V115L18 117L17 119L22 121V123H27L30 126H32V128H37V127H42L45 122L48 120V117L50 115L56 116V117H61L64 115L69 114L70 112V106L69 108ZM93 103V102H92ZM91 103V104H92ZM118 103V102H117ZM134 103V102H133ZM233 103V102H231ZM11 104V102H10ZM18 104V102H17ZM80 104V103H79ZM131 104V103H130ZM15 105V104H14ZM47 105V104H46ZM72 105V103L70 104ZM83 105V104H82ZM129 105V104H128ZM87 106V105H86ZM14 107V106H12ZM11 107V108H12ZM138 108V107H136ZM141 108V107H140ZM73 109V108H72ZM80 110V109H79ZM87 111V110H86ZM89 111V110H88ZM159 111V110H158ZM5 112V111H4ZM95 112V111H94ZM93 112V113H94ZM156 112V111H155ZM72 113V112H71ZM87 113V112H86ZM92 113V112H91ZM105 113V112H104ZM116 113V112H115ZM2 114V113H1ZM5 114V113H4ZM143 114V113H142ZM73 115V114H72ZM95 115V114H94ZM113 115V113H112ZM162 115V116H163ZM230 115V114H229ZM71 116V115H69ZM68 116V117H69ZM80 116V115H79ZM93 116V115H92ZM122 116V115H121ZM148 116V115H147ZM152 116V115H151ZM150 116V118H151ZM106 117V116H105ZM116 117V116H115ZM125 117V116H124ZM153 120H154V116ZM166 117V116H165ZM16 118V117H15ZM76 118V117H75ZM109 118V117H108ZM107 118V119H108ZM111 118V117H110ZM146 118V117H145ZM169 118V117H168ZM3 119V118H2ZM52 119V118H51ZM120 119V118H119ZM122 119V118H121ZM124 119V118H123ZM126 119V118H125ZM142 119V118H141ZM152 119V118H151ZM159 119V118H158ZM223 119V122H221ZM7 120V119H6ZM15 120V119H14ZM68 120V119H67ZM91 120V119H90ZM106 120V119H105ZM104 120V121H105ZM144 120V118H143ZM168 120V119H167ZM166 120V121H167ZM98 121V120H97ZM102 121V120H101ZM147 121V120H146ZM145 121V122H146ZM152 121V120H151ZM162 121V120H160ZM164 121V120H163ZM216 121H220V123L215 124ZM9 122V120H8ZM12 122V121H11ZM56 122V121H55ZM72 122V121H71ZM84 122V121H83ZM124 122V121H123ZM133 122V121H132ZM141 122V121H140ZM139 122V123H140ZM143 122V121H142ZM144 122V123H145ZM155 122V121H154ZM157 122V121H156ZM240 122L243 123L245 130H243V128H241L240 126H237L240 124ZM13 123V122H12ZM23 123V124H24ZM101 123V122H100ZM115 123V122H114ZM119 123V122H118ZM4 124V123H3ZM84 124V123H83ZM111 124V123H109ZM143 124V123H141ZM153 124V123H152ZM159 124V123H158ZM12 125V124H11ZM22 125V124H21ZM50 125V124H49ZM120 125V124H119ZM127 125V124H126ZM125 125V126H126ZM48 126V125H47ZM63 126V125H62ZM95 126V125H93ZM113 126V125H112ZM111 126V127H112ZM116 126V125H115ZM118 126V125H117ZM220 126V134H217L216 127ZM45 127V126H44ZM64 127V126H63ZM86 127V126H85ZM97 127V126H96ZM100 127V126H99ZM98 127V128H99ZM120 127V126H119ZM165 127V126H164ZM161 126V128H164ZM90 128V127H89ZM93 128V127H92ZM114 128V127H113ZM6 129L8 130V128L6 127ZM14 129V127H13ZM43 129V128H42ZM47 129V128H46ZM77 129V128H76ZM80 129V128H79ZM91 129V128H90ZM95 129V128H94ZM159 129V128H158ZM15 130V129H14ZM40 130V128H39ZM108 130V129H107ZM106 130V131H107ZM111 130V129H110ZM139 130V129H138ZM157 130V129H156ZM155 130V131H156ZM17 131V130H16ZM44 131V129H43ZM50 131V130H49ZM61 131V130H60ZM118 131V130H117ZM121 131V130H120ZM119 131V133H120ZM126 131V130H125ZM2 132V131H1ZM12 132V131H11ZM45 132V131H44ZM72 132V131H71ZM111 132V131H110ZM136 132V131H135ZM134 132V133H135ZM150 132V131H149ZM162 132V133H163ZM63 133V132H62ZM82 133V132H81ZM106 135V132H104ZM20 134V133H19ZM42 134V133H41ZM61 134V133H60ZM72 134V133H70ZM83 134V133H82ZM94 134V133H93ZM110 134V133H109ZM112 134V133H111ZM136 134V133H135ZM139 134V133H138ZM8 135V134H7ZM30 135V134H29ZM33 135V134H32ZM68 135V134H67ZM116 135V134H115ZM152 135V134H151ZM150 135V136H151ZM1 136V135H0ZM23 136V135H22ZM98 136V135H97ZM101 136V135H100ZM112 136V135H111ZM145 136V135H144ZM149 135H146L145 138H148ZM27 137V136H25ZM38 137V136H37ZM45 136H43L44 138ZM65 137V136H64ZM99 137V136H98ZM140 137V136H139ZM7 138V137H6ZM24 138V137H23ZM28 138V137H27ZM40 138V137H39ZM97 138V137H96ZM111 138V137H110ZM117 138V137H116ZM130 138V137H129ZM22 139V138H21ZM25 139V138H24ZM45 139V138H44ZM57 139V138H56ZM137 139V138H135ZM13 140V139H11ZM34 140V139H33ZM38 140V139H37ZM69 140V139H68ZM73 140V139H72ZM134 140V139H133ZM105 141V140H104ZM120 141V140H119ZM32 142V141H30ZM35 142V141H34ZM135 142V140H134ZM7 143V142H6ZM52 144V142H50ZM133 143V142H132ZM55 144V143H54ZM113 144V143H112ZM118 144V143H117ZM56 145V144H55ZM63 145V144H62ZM16 146V145H15ZM41 146V145H40ZM106 146V145H105ZM112 146V145H111ZM0 147L3 148V144H0ZM12 147V146H11ZM53 147V146H51ZM76 147V146H75ZM115 147V145L113 146ZM5 148V147H4ZM14 148V147H13ZM53 149V148H52ZM62 149V147H61ZM115 149V148H114ZM117 149V147H116ZM35 150V149H34ZM67 150V149H65ZM202 150V149H201ZM21 151V150H20ZM20 151H17L18 154ZM29 151V150H28ZM73 151V149H72ZM84 151V150H83ZM108 151V150H107ZM106 151V152H107ZM56 152V150H55ZM61 153V151H59ZM115 152V151H114ZM195 152V151H194ZM22 153V152H21ZM24 153V152H23ZM67 153V152H66ZM75 153V152H74ZM12 154V153H11ZM63 154V153H62ZM141 154V153H140ZM143 154V153H142ZM61 155V154H60ZM84 156V154H82ZM80 155V156H82ZM86 155V153H85ZM70 156V155H69ZM68 156V157H69ZM187 156V155H186ZM63 157V156H62ZM65 157V156H64ZM79 157V156H78ZM194 157V155H193ZM5 158V157H4ZM20 158V157H19ZM1 159V158H0ZM17 159V158H16ZM87 162L89 163V161L91 162V158L87 156ZM96 159V158H95ZM98 159V158H97ZM96 159V160H97ZM136 159V158H135ZM83 160V158H82ZM94 160V159H92ZM100 160V159H99ZM124 160L126 161V163H124ZM191 160V159H190ZM264 160V159H263ZM86 161V160H85ZM111 161V160H110ZM67 162V161H66ZM65 162V163H66ZM163 162V163H162ZM183 162V163H182ZM48 163V162H47ZM84 163V162H83ZM86 163V162H85ZM88 163H86L85 166H88ZM144 163V161H143ZM245 163V164H246ZM252 164V163H251ZM46 165V164H45ZM52 165V164H51ZM94 165V164H93ZM185 165V164H184ZM247 165V164H246ZM257 165V162H256ZM2 168L4 165H2ZM89 166H91V164L89 163ZM88 166V168H89ZM97 166V165H96ZM95 166V167H96ZM187 166V165H185ZM259 166V165H258ZM94 167V166H93ZM99 167V166H98ZM53 168V167H52ZM55 168V167H54ZM58 168V167H57ZM66 168V167H64ZM75 168V167H74ZM184 168V167H183ZM73 169V168H72ZM76 169V168H75ZM74 170V169H73ZM95 172V171H94ZM135 172V173H134ZM161 172L163 174H161ZM165 172V171H164ZM168 172V171H167ZM166 172V173H167ZM178 172V171H177ZM176 172V173H177ZM0 173L2 174L1 170ZM77 173V172H76ZM160 173V174H159ZM172 174V173H170ZM198 174V173H197ZM216 174V173H215ZM214 174V175H215ZM229 174V173H228ZM80 175V174H79ZM227 175V174H226ZM243 175V174H242ZM81 176V175H80ZM211 176V175H209ZM235 176V175H234ZM239 176V175H238ZM85 177V176H84ZM91 177V175L89 176V178ZM159 178V181H157L156 184L157 187L159 189H163L161 193H152L153 191L151 190V186H153V178ZM168 179V176H166ZM178 177V176H177ZM223 177V176H222ZM237 177V176H236ZM81 178V177H80ZM83 178V175H82ZM81 178V179H82ZM33 179L36 184L34 186H30L28 187L27 184L29 183V180ZM171 179V178H170ZM255 179H257L255 186L253 189H255V191L252 189L251 191L243 194V196L240 195H236L234 192V196H231V200H238V203H241V200L247 202V204L253 206L255 203V200H261V205L264 206V184L260 183L261 180L259 179V175L258 177H255ZM264 179V178H263ZM83 180V179H82ZM181 180H183L181 178ZM252 180V179H251ZM61 182V184L63 183ZM174 182V181H173ZM213 182V181H212ZM224 181L222 180V183ZM232 182V181H231ZM230 182V183H231ZM262 182V181H261ZM33 183V182H32ZM60 183V182H59ZM171 183V182H169ZM175 183V182H174ZM182 183V182H181ZM192 183V182H191ZM200 183V182H198ZM198 183H196V185H198ZM202 183H200L202 185ZM225 183V182H224ZM113 184V185H110ZM167 184V183H166ZM232 184V183H231ZM242 184V183H241ZM250 184V183H249ZM249 184H245L243 185V189H247L249 187ZM33 185V184H31ZM169 185V184H168ZM174 185V184H173ZM180 185V184H179ZM196 185L194 187H196ZM38 186V185H37ZM61 186V185H60ZM66 186V185H65ZM113 186V187H111ZM176 186V185H175ZM181 187L183 185H180ZM192 186V185H191ZM200 186V185H199ZM228 186V185H227ZM154 187V186H153ZM177 187V186H176ZM198 187V186H197ZM196 187V188H197ZM205 187V188H206ZM239 187V186H238ZM62 188V187H61ZM201 188V186H200ZM206 188V189H207ZM221 188V187H220ZM231 188V187H229ZM49 189V191H50ZM77 189V188H76ZM75 189V190H76ZM179 189V188H178ZM183 189V188H182ZM186 189V188H185ZM195 189V188H194ZM198 189V188H197ZM224 189V188H223ZM54 190V189H53ZM69 190V189H68ZM73 190V187H72ZM173 190V189H172ZM188 190V189H187ZM226 190V189H225ZM230 190V189H227ZM240 190V189H239ZM152 191V192H150ZM200 191V190H199ZM211 190H208L207 193L204 194V198L205 200H211V196L214 195L213 192ZM222 191V190H221ZM41 192V191H39ZM67 192V189H66ZM74 192V191H73ZM181 192V189H180ZM178 192V193H180ZM184 192V191H183ZM190 192V191H187ZM206 192V190H205ZM217 192V191H216ZM215 192V193H216ZM240 192V191H238ZM43 193V197L45 199L44 196V191ZM50 193V192H49ZM49 193L47 194V197L49 196ZM59 193V192H58ZM167 193V194H166ZM193 193V192H192ZM200 193V192H199ZM204 193V192H203ZM220 193V192H219ZM223 193V192H222ZM241 193V192H240ZM239 193V194H240ZM37 194V193H36ZM39 194V193H38ZM54 194V193H53ZM52 194V195H53ZM184 194V193H183ZM224 194V193H223ZM233 194V193H232ZM85 195V196H84ZM189 196H187V201H190L193 199V197L191 196V194H188ZM194 196V194H192ZM220 195V194H219ZM58 196V195H57ZM170 196V197H169ZM185 197V195H183ZM217 196V195H216ZM222 196V195H221ZM230 196V195H229ZM43 197L39 200H42ZM150 197V199H152L151 201L154 203L153 205V209L148 212L145 210L146 207V202L147 199ZM196 197V196H195ZM214 197V196H212ZM32 199H34V203L35 206L36 204H38L37 198L36 197H31ZM39 198V197H38ZM245 198V199H244ZM182 199V198H181ZM222 199V198H221ZM48 203L47 198L45 199ZM220 200V199H219ZM218 200V201H219ZM185 201V200H184ZM31 202V201H30ZM64 202V201H63ZM200 202V201H199ZM236 202V201H235ZM32 202V204H34ZM128 203V201H127ZM184 203V202H183ZM63 204V203H62ZM149 204V203H148ZM188 203H185L184 206L187 207ZM204 204V203H202ZM24 205V204H23ZM31 205V204H29ZM235 205V204H234ZM47 205H45L44 207H46ZM199 206L198 203H194V208L196 209ZM205 206V204H204ZM216 206V205H215ZM250 206V207H251ZM39 207V206H38ZM63 207V205H62ZM150 207V205H149ZM32 208V207H31ZM34 208V206H33ZM185 208V207H184ZM247 208V207H246ZM36 209V208H35ZM45 209V208H44ZM43 209V210H44ZM108 209V210H110ZM121 209V208H120ZM248 209V208H247ZM8 210V209H7ZM28 210V209H27ZM27 210H25L24 208L21 210V213H25L27 212ZM40 210V209H39ZM113 210V209H112ZM117 210V209H116ZM114 210V211H116ZM204 210V209H203ZM255 210V209H254ZM261 210V209H260ZM37 211V210H35ZM48 211V210H47ZM55 211V210H54ZM53 211V212H54ZM62 211V210H61ZM101 211V210H100ZM113 211V212H114ZM182 211V209L180 210ZM211 212V210H209ZM208 211V212H209ZM215 211V210H213ZM227 211V210H226ZM226 211L224 214H226ZM247 211V210H246ZM251 211V210H250ZM38 212V211H37ZM66 212V211H65ZM66 212V213H67ZM203 212V211H202ZM209 212V213H210ZM219 212V211H218ZM36 213V212H35ZM64 214V212H61V214ZM187 213V212H186ZM241 213V212H240ZM12 214V213H11ZM9 214V215H11ZM19 214V213H17ZM29 214V212H28ZM39 214V213H37ZM46 214V213H45ZM50 214V213H49ZM48 214V215H49ZM52 214V211H51ZM59 214V212H58ZM78 214V213H77ZM110 214V213H109ZM115 214V213H114ZM191 214V213H190ZM189 214V215H190ZM197 214V213H196ZM212 214V213H211ZM214 214V212H213ZM223 214V215H224ZM242 214V213H241ZM251 214V212H250ZM263 214V213H262ZM7 215V216H9ZM31 215V214H30ZM33 215V214H32ZM31 215V216H32ZM36 214H34L33 218L35 217ZM43 215V214H42ZM57 215V213H56ZM79 215V214H78ZM77 215V217H78ZM122 215V214H120ZM188 215V216H189ZM199 215V214H197ZM216 215V214H215ZM256 215V214H255ZM264 215V214H263ZM6 216V217H7ZM19 216V215H18ZM182 215H179L178 217H181ZM184 216V214H183ZM187 216V215H186ZM184 216V217H186ZM192 217V215H190ZM202 216V215H200ZM210 216V215H209ZM208 216V217H209ZM214 216V215H213ZM212 216V217H213ZM262 216V215H261ZM4 217V216H3ZM51 217V216H50ZM99 217V215H98ZM109 217V216H108ZM107 216L106 218L109 219ZM111 217V216H110ZM120 217V216H119ZM8 218V217H7ZM21 218V217H20ZM31 218V217H30ZM44 219V217H42ZM87 218H83V219H87ZM100 218V217H99ZM122 218V217H121ZM161 218V217H160ZM233 218V217H232ZM1 219V218H0ZM48 219V218H47ZM46 219V220H47ZM59 219V218H58ZM64 221L65 218H63ZM175 219V218H174ZM193 219V217L191 218ZM189 219V220H191ZM202 218H198L195 217L192 220V226L194 225H201V229L199 230V234L200 232H207L206 231V224L204 222H201ZM235 219V218H233ZM242 219V217H241ZM251 218L248 219V221ZM61 220V218H60ZM84 220V221H85ZM98 220V219H97ZM102 220V219H101ZM104 220V219H103ZM102 220V221H103ZM159 220V219H158ZM165 220V219H163ZM160 220V221H163ZM204 220V217H203ZM228 220V218H227ZM232 220V219H231ZM230 220V222H231ZM258 220V219H257ZM16 220L14 219L12 222H15ZM37 221V220H36ZM40 221V220H39ZM44 220H41L40 222H42ZM83 221V223H84ZM176 221V219H175ZM179 221V220H178ZM188 221V220H187ZM234 221V220H233ZM232 221V223H233ZM242 221H245L244 219H242ZM97 222V221H96ZM121 224H119V223ZM139 222V221H138ZM167 222V221H166ZM237 223H241V221L238 220L236 221ZM1 223V222H0ZM3 223V222H2ZM11 223V222H10ZM37 223V222H36ZM46 223V222H45ZM48 223V222H47ZM82 223V222H81ZM88 223V222H87ZM90 223V222H89ZM145 223V221H144ZM143 223V224H144ZM178 223V222H177ZM190 223V222H189ZM222 223V222H221ZM220 223V224H221ZM14 224V223H13ZM35 224V223H34ZM42 224V223H41ZM86 224V223H85ZM102 224V223H101ZM104 224V223H103ZM141 226V223H139ZM163 224V222H162ZM165 224V223H164ZM171 224V223H170ZM185 224V222H184ZM229 224V223H228ZM234 224V223H233ZM4 225L5 222H4ZM31 225V224H30ZM48 225V224H47ZM81 225V224H79ZM182 225V224H180ZM214 225V224H213ZM231 225V224H229ZM27 225H17V229H15L14 231L18 233V235L20 236V238H23L25 235V228ZM166 226V225H165ZM212 226V225H211ZM228 226V225H226ZM234 226H236L234 224ZM253 226V225H252ZM13 227V226H11ZM40 227V226H39ZM46 227V226H45ZM102 227V226H101ZM100 227V228H101ZM162 227V226H161ZM186 227V226H185ZM190 227V226H189ZM208 227V226H207ZM224 227V226H223ZM244 227V226H243ZM139 228V227H138ZM179 228V227H178ZM183 228V227H182ZM196 228V227H195ZM198 228V227H197ZM211 228V227H210ZM214 228V227H213ZM226 228V227H224ZM259 228V227H258ZM12 229V228H11ZM125 229V230H126ZM177 229V228H176ZM222 229V228H221ZM32 230V229H31ZM42 231L44 230L41 229ZM179 231V229H177ZM187 230H191L187 229ZM226 230V229H224ZM41 231V232H42ZM45 231V230H44ZM47 231V230H46ZM81 231V230H80ZM78 231V232H80ZM118 233H116V232ZM141 231H143L141 229ZM173 231V230H172ZM176 231V230H174ZM188 231V232H189ZM195 231V230H192ZM197 231V230H196ZM211 231V230H210ZM228 231H231L230 229ZM227 231V232H228ZM235 231V230H234ZM233 231V232H234ZM255 231V229H254ZM38 232V231H37ZM48 232V231H47ZM104 233V231H102ZM129 232V231H128ZM144 232V231H143ZM142 232V233H143ZM191 232V231H190ZM123 233V232H122ZM125 233V232H124ZM127 233V232H126ZM139 232V234H142ZM150 233V231H149ZM54 234V233H53ZM130 233H128L129 235ZM145 236V233H143ZM179 234V232H178ZM211 234V233H210ZM209 234V235H210ZM244 234V233H243ZM4 235V234H3ZM33 235V234H32ZM35 235V234H34ZM40 235V233L38 234ZM37 235V237H38ZM48 235V234H46ZM52 235V234H51ZM57 235V236H58ZM131 235V234H130ZM138 235V234H137ZM148 235V234H147ZM190 235V234H189ZM187 233L184 232L183 234V238L186 240L184 243L182 241L179 240V242L177 243L175 241V239L178 237H174L172 240H174L173 243L174 246L171 249V253L168 254L167 256L163 255L160 258L161 264H196V262L200 261V260H213L215 258H207V259H202L200 257V246L201 244L198 245V239L199 235H193L194 237L189 241H187ZM192 235V233H191ZM202 235V234H201ZM208 235V236H209ZM255 235V234H254ZM28 236V235H27ZM124 236V235H123ZM126 236V235H125ZM135 236V235H134ZM140 235L136 236L137 238ZM142 236V235H141ZM140 236V237H141ZM165 235H163L164 237ZM181 236V234H180ZM179 236V237H180ZM229 236V235H228ZM231 236V235H230ZM233 236V235H232ZM34 237V236H32ZM42 237V236H41ZM51 238V236H49ZM82 237V238H83ZM139 237V238H140ZM227 237V236H226ZM243 237V236H242ZM4 238V236L2 237V239ZM40 238V237H39ZM56 238V237H53ZM115 238V237H114ZM120 238V237H119ZM144 238V237H143ZM182 238V236L180 237ZM224 238V237H223ZM228 238V237H227ZM245 238V237H244ZM251 238V237H250ZM35 239V238H34ZM37 239V238H36ZM35 239V240H36ZM41 239V238H40ZM49 239V238H48ZM134 239H136L134 237ZM133 239V240H134ZM170 239V238H169ZM179 239V238H177ZM220 239V238H219ZM246 239V238H245ZM248 239V238H247ZM15 240V239H14ZM11 240V241H14ZM34 240V241H35ZM52 240V239H51ZM55 239H53L54 242ZM59 240V239H57ZM119 240V239H117ZM116 239L112 241L111 246H113L114 250L115 245H116ZM141 240V239H140ZM148 240V239H147ZM162 238H160L159 244L153 249H157L158 247L162 248L163 244L161 243ZM208 240V239H207ZM228 240V239H227ZM255 240V239H252ZM16 241V240H15ZM18 241V240H17ZM16 241V242H17ZM37 241V240H36ZM68 241V240H67ZM135 241V240H134ZM150 241V240H149ZM232 241V240H231ZM22 242H24L22 240ZM43 242V241H42ZM41 242V243H42ZM59 242V241H57ZM66 242V241H65ZM111 242V240H110ZM145 242V240H144ZM167 242L170 243V240H168ZM206 242V240H205ZM223 242V241H222ZM259 242V241H258ZM1 243V242H0ZM13 243V242H12ZM20 243V242H19ZM40 243V241H39ZM49 243V242H48ZM47 243V246H48ZM125 243V242H124ZM143 243V240H142ZM217 243V242H216ZM215 243V244H216ZM221 243V242H220ZM226 243V242H225ZM233 243V242H232ZM250 243V242H249ZM29 244V243H28ZM28 244H25V246L27 247ZM103 244V243H102ZM123 244V242L121 243V245ZM127 244V243H126ZM141 244V243H139ZM152 243H150L151 245ZM210 244V243H209ZM213 244V243H212ZM16 245V243H15ZM33 245V244H32ZM51 245V244H49ZM62 245V244H61ZM104 245V244H103ZM107 245V244H106ZM120 245V244H119ZM120 245V246H121ZM129 245V244H127ZM153 245V244H152ZM165 245H167L165 243ZM221 245V244H220ZM228 245V244H227ZM233 245V244H231ZM63 246V245H62ZM108 246V245H107ZM138 246V245H137ZM136 246V247H137ZM142 246H144L142 244ZM172 246V245H171ZM170 246V247H171ZM243 246V245H242ZM31 247V246H30ZM50 247V246H49ZM65 247V246H64ZM73 247V246H72ZM109 247V246H108ZM125 247L128 249L129 247L125 245ZM217 247V246H216ZM225 247V246H224ZM240 247V246H239ZM253 248L256 246H252ZM17 248V247H16ZM22 248V247H21ZM24 248V247H23ZM37 248V247H34ZM74 248V247H73ZM96 248V247H95ZM107 248V247H106ZM105 248V249H106ZM153 248V247H152ZM150 248V251L151 249ZM209 248V247H208ZM212 248V247H211ZM233 248V247H232ZM237 248V247H236ZM6 249V248H5ZM14 249V247H13ZM26 249V248H25ZM48 249V248H47ZM69 249V248H68ZM67 249V250H68ZM75 249V248H74ZM104 249V250H105ZM109 249V248H108ZM120 249V248H119ZM124 249V248H123ZM122 249V250H123ZM164 249V247H163ZM254 249V251H255ZM7 250V249H6ZM16 250V249H15ZM30 250V249H29ZM44 250V249H43ZM51 250V253L49 252ZM65 248H59L58 244H53L51 246V249H49L48 253L51 254V256H54L55 258L57 257H62V259L64 258V260L66 261H72L70 259V257L66 254ZM70 250V249H69ZM76 250V249H75ZM73 250V252L75 251ZM95 250V249H94ZM147 250V249H146ZM158 251L155 252H159L161 254L160 251L157 249ZM165 250V249H164ZM224 250V248L222 249ZM228 250V249H227ZM260 250V249H259ZM5 251V250H4ZM3 251V252H4ZM11 251V250H10ZM42 250H40L41 252ZM77 251V250H76ZM96 251V250H95ZM94 251V252H95ZM110 251V252H109ZM108 252L111 253V250H109ZM120 251V250H119ZM250 251V250H249ZM253 251V250H252ZM251 251V252H252ZM1 252V253H3ZM8 252V251H7ZM6 252V253H7ZM15 252V251H14ZM26 252V251H25ZM47 252V251H46ZM92 252L91 254H88L87 257L90 259L92 258V262L94 264H103V262H106V258L108 255V252L105 256V252L101 253L104 254L103 256H99L97 255L98 253H94ZM112 252L114 253V251L112 250ZM121 252V251H120ZM119 252V253H120ZM154 252V251H153ZM230 252V251H229ZM10 253V252H9ZM33 253V252H32ZM74 253H78L74 252ZM73 253V254H74ZM146 252L144 251L143 255ZM158 253V254H159ZM222 253V252H221ZM250 253V252H249ZM49 254V255H50ZM71 254V255H73ZM79 254V253H78ZM204 254V253H203ZM228 254V253H226ZM237 255V253H235ZM234 254V255H235ZM258 254V252H257ZM4 255V254H3ZM8 256H10L7 253ZM6 255V256H7ZM23 255V253H22ZM48 255V256H49ZM90 255V257H89ZM94 255H96V257H94ZM125 255V254H124ZM229 255V254H228ZM235 255V256H236ZM253 255V254H251ZM5 256V255H4ZM12 256V255H11ZM74 256V255H73ZM110 256H114V255H110ZM146 256V255H145ZM145 256L143 257L145 259ZM156 256V255H155ZM160 256V255H158ZM157 256V257H158ZM239 256V254L237 255ZM236 256V258H237ZM26 257V256H25ZM82 257V256H81ZM2 258V257H1ZM0 258V264H5V261L3 259ZM8 258V257H7ZM21 258V257H20ZM53 258V259H55ZM112 258V257H110ZM109 258V259H110ZM221 258V257H220ZM256 259H264V255L262 254H258L255 255ZM10 259V258H9ZM11 259H13L11 257ZM79 259V258H78ZM86 259V258H85ZM84 259V260H85ZM139 259V257H138ZM142 259V258H141ZM152 259V258H151ZM156 259V258H155ZM158 259V258H157ZM156 259V260H157ZM238 259V258H237ZM23 260V259H22ZM73 260H76L73 259ZM80 260V259H79ZM117 260V259H116ZM131 260V259H130ZM135 260V259H134ZM147 260V259H146ZM156 260H153L154 262ZM252 260V258H251ZM15 261V260H14ZM40 261V260H39ZM68 261V262H69ZM77 261V260H76ZM111 261V260H110ZM149 262V259L147 260ZM147 261H145L147 263ZM217 261V260H216ZM220 261V260H219ZM79 262V261H78ZM114 262V261H113ZM133 262V261H132ZM136 262V261H134ZM144 262V264H145ZM223 262V261H222ZM252 262V261H250ZM26 263V262H25ZM24 263V264H25ZM157 263V261H156ZM23 264V263H22ZM64 264V263H63ZM82 264V263H81ZM107 264V263H106ZM132 264V263H131ZM148 264V263H147ZM158 264V263H157ZM223 264V263H222ZM225 264V263H224ZM241 264V263H240ZM250 264V263H247Z\"/></svg>", "mask_w": 264, "mask_h": 264}, {"label": "clouds", "instance_id": "obj_3", "mask_svg": "<svg viewBox=\"0 0 264 264\" xmlns=\"http://www.w3.org/2000/svg\"><path fill=\"white\" fill-rule=\"evenodd\" d=\"M259 234H260L261 238H264V223H262V225L259 229ZM259 249H260L261 254L264 255V243H259ZM196 264H218V262L210 259L207 261L200 260V261L196 262ZM233 264H235V262H233Z\"/></svg>", "mask_w": 264, "mask_h": 264}]
</instances>
